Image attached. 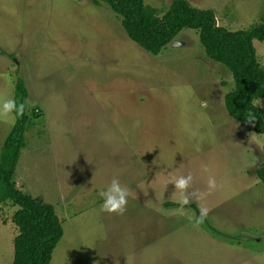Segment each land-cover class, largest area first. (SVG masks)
<instances>
[{"label":"rangeland","instance_id":"rangeland-1","mask_svg":"<svg viewBox=\"0 0 264 264\" xmlns=\"http://www.w3.org/2000/svg\"><path fill=\"white\" fill-rule=\"evenodd\" d=\"M172 1L145 0L160 15ZM189 1L229 30L264 16V0ZM254 46L264 66V41ZM19 77L38 116L13 179L62 219L49 264H264V133L228 113L233 75L195 29L154 55L104 1L0 0V98L15 100ZM11 127L0 120V150ZM188 174L189 193L207 192L209 176L217 190L167 206L182 199L171 181ZM114 177L130 191L122 216L100 210ZM18 207L0 202V264L12 262Z\"/></svg>","mask_w":264,"mask_h":264},{"label":"trees","instance_id":"trees-1","mask_svg":"<svg viewBox=\"0 0 264 264\" xmlns=\"http://www.w3.org/2000/svg\"><path fill=\"white\" fill-rule=\"evenodd\" d=\"M99 1L106 2L116 12L131 40L154 55L183 28L195 29L207 57L227 66L233 75L234 86L225 94L228 113L244 122H249L250 114L255 116V121L250 123L257 132L264 133V110L254 107L256 99L264 98V66L259 63L254 46L255 39L264 41V16L260 23L248 29L229 30L216 23L214 9L196 7L189 0H173L162 15L145 0H95ZM26 95V87L19 77L15 94L18 105L24 103ZM37 116L25 111L17 118L0 150V202L10 199L19 205L14 213L19 231L13 242L11 264H49L52 251L64 234L55 206L42 196L18 187L13 179L25 145V132ZM255 174L264 183V160L255 168ZM165 204L182 205L172 201Z\"/></svg>","mask_w":264,"mask_h":264},{"label":"clouds","instance_id":"clouds-1","mask_svg":"<svg viewBox=\"0 0 264 264\" xmlns=\"http://www.w3.org/2000/svg\"><path fill=\"white\" fill-rule=\"evenodd\" d=\"M0 120L5 123H10L14 125L17 118L22 117L25 112V104L20 103L19 105L14 99L11 98H0ZM205 107L207 105H204ZM264 107V101H256L254 107ZM15 113V115H13ZM255 116L250 114L249 122L255 121ZM204 171H208L207 167H204ZM194 178L192 174L187 176H180L179 178L171 181L175 185V189L180 190L182 199L179 201L182 205H186L191 202L193 196L203 199L207 195H210L212 192L216 191L218 188L216 179L214 176H209L207 180V192L200 193H189V189L192 187ZM100 197L103 198V204L101 205V211L107 212L109 214L124 215L127 211L128 197L130 191L126 186H122L118 178H113L111 183L106 190H103L99 193ZM210 209L201 208L200 216L198 218V223H203L207 218L208 212Z\"/></svg>","mask_w":264,"mask_h":264}]
</instances>
